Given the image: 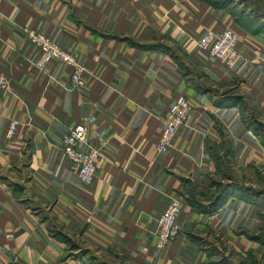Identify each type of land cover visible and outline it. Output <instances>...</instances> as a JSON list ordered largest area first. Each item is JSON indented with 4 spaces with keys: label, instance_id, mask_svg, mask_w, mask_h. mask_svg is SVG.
<instances>
[{
    "label": "crops",
    "instance_id": "obj_1",
    "mask_svg": "<svg viewBox=\"0 0 264 264\" xmlns=\"http://www.w3.org/2000/svg\"><path fill=\"white\" fill-rule=\"evenodd\" d=\"M217 1L0 0V264H209L210 234L254 246L264 203L244 190L264 189V18ZM22 27L74 53L84 86L70 90L55 60L38 71ZM206 29L234 32L246 62L227 69L200 51ZM179 96L193 109L155 154ZM76 123L99 147L89 185L58 147ZM172 198L178 232L156 251Z\"/></svg>",
    "mask_w": 264,
    "mask_h": 264
},
{
    "label": "built area",
    "instance_id": "obj_2",
    "mask_svg": "<svg viewBox=\"0 0 264 264\" xmlns=\"http://www.w3.org/2000/svg\"><path fill=\"white\" fill-rule=\"evenodd\" d=\"M22 35L37 50V56L32 65L42 71L52 60L58 61L71 68L69 74V89L74 90L84 86L81 79L83 66L74 53L65 50L52 42L44 34L33 29L22 27ZM237 38L230 29H206L196 42L197 48L209 57L220 61L227 69L234 68L240 62H246L236 47ZM8 87V81L0 75V89ZM193 109L191 102L183 96L176 97L161 119L159 136L154 144L155 154L166 152L171 146L178 129L187 122L188 114ZM16 121L8 123L7 136L10 137L15 129ZM59 150L72 166L76 178L84 185H89L95 175V165L99 157V147L87 141L85 128L81 123L67 126L59 141ZM181 204L178 198H172L161 211L155 221L154 249H164L177 235L176 219L180 213Z\"/></svg>",
    "mask_w": 264,
    "mask_h": 264
},
{
    "label": "rangeland",
    "instance_id": "obj_3",
    "mask_svg": "<svg viewBox=\"0 0 264 264\" xmlns=\"http://www.w3.org/2000/svg\"><path fill=\"white\" fill-rule=\"evenodd\" d=\"M236 2L243 0H234ZM244 5L248 6L251 10L258 9L264 16V0H247L243 1ZM264 18V17H263ZM254 125V124H253ZM258 130H264V125H254ZM264 133V131H262ZM254 177V176H253ZM254 181V180H253ZM255 187V188H254ZM249 187L259 189V194L256 190L250 189V191L244 190L250 197L258 196L259 204L264 203V189L261 190V185ZM218 190V186L215 188ZM246 193V195H247ZM181 210V209H180ZM204 236V235H203ZM260 238L264 240V231L259 233ZM254 246L246 251H235L219 236V235H208L205 236L204 246H207L206 252L208 254L209 264H264V246L260 243L254 242Z\"/></svg>",
    "mask_w": 264,
    "mask_h": 264
},
{
    "label": "trees",
    "instance_id": "obj_4",
    "mask_svg": "<svg viewBox=\"0 0 264 264\" xmlns=\"http://www.w3.org/2000/svg\"><path fill=\"white\" fill-rule=\"evenodd\" d=\"M243 1H247V0H243ZM242 1V2H243ZM228 2V0H218L217 2H216V4L217 5H223L224 6V4H226ZM251 11L253 12V13H255V14H257L258 16H260V17H264L263 15H260V14H262L258 9H251ZM259 12H260V14H259ZM263 221H264V217H263ZM264 231V227H262V228H260V230H259V232L256 234V235H252L250 238H251V240H253L254 242H256V243H260V245H263L264 246V240H263V238L261 237L260 238V236H259V233H261V232H263Z\"/></svg>",
    "mask_w": 264,
    "mask_h": 264
}]
</instances>
